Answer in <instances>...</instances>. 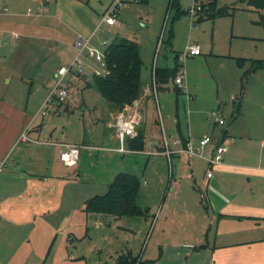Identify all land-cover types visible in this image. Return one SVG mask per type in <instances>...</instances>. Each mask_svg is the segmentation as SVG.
<instances>
[{"label":"rangeland","instance_id":"1","mask_svg":"<svg viewBox=\"0 0 264 264\" xmlns=\"http://www.w3.org/2000/svg\"><path fill=\"white\" fill-rule=\"evenodd\" d=\"M112 2L116 0H0V98L21 110L23 120L17 122L21 132L33 136L30 129L39 125L40 139L80 143L78 162L67 165L60 158L59 146L26 142L46 154L45 161L33 163L29 160V165L33 169L37 167L35 171L59 176L49 179L47 185L37 186V196H33L36 206L47 204L42 214L45 220H29L24 225L26 245L34 244L35 249L44 253L37 264H138L141 259L159 255L161 246L153 244L160 205L164 203L166 184L163 178L171 172L178 177L191 172L187 160L179 165L174 161L171 170L166 155L123 154L102 148L119 146L115 129L110 126L118 111L110 108L95 88L85 86V79H92L100 67L96 57H90L85 51L79 57L83 62L81 74L69 72L65 76V82H70L66 99L60 101L53 97L47 101L56 82L58 67L71 62L78 53L74 44L76 38H88L89 47L99 48L103 54L107 51L106 37L117 35L139 41L145 61L142 68L145 83L152 82L154 68L172 67L177 60L182 64L186 81L198 95L201 109L194 108L191 102L185 106L183 94L179 97L181 108H177L176 86L171 79L164 89L158 90L161 104L158 108L153 97L147 99L145 121L138 127V132H145L147 141L160 133L162 138V127H165L168 135L172 133V137L168 136L171 146L173 139L180 136L174 119L180 117L184 135L190 126L197 124L196 121L210 123L218 96L227 99L222 109L229 120L230 95L240 94L239 75L243 72L235 57L264 59V28L256 23L259 12L242 0H218L220 6L236 8L233 14L204 17L199 21L186 12L175 17L176 8L167 17V0H149L147 3L121 0L115 5L116 23L108 26L101 17ZM180 3L184 10L193 5V0H180ZM97 24L100 28L94 31ZM188 42L198 43L202 53L177 59L176 54L183 51ZM248 65L249 61H246L245 66ZM70 109L73 111L69 112ZM20 146L8 152L10 165L4 166L5 173H20L19 168L13 169L12 165H16L12 162L17 159ZM200 164L194 165L198 174L202 173ZM120 171L140 177L137 203L146 213L150 211V216L116 218L111 214H93L87 217L82 211L86 200L105 193L107 185ZM47 186L51 189L49 194ZM28 195L25 193L23 202H27ZM68 234L84 238L77 240L76 246H61L58 251L57 246ZM233 248L220 247L218 254L248 249L246 245ZM68 252L77 253L79 257L70 259ZM221 259L216 256L214 264L253 263ZM156 262L205 264L202 256L179 258L170 255Z\"/></svg>","mask_w":264,"mask_h":264},{"label":"crops","instance_id":"2","mask_svg":"<svg viewBox=\"0 0 264 264\" xmlns=\"http://www.w3.org/2000/svg\"><path fill=\"white\" fill-rule=\"evenodd\" d=\"M135 1L147 3L149 0ZM195 19L193 18V20ZM101 21L108 26L115 24H108L102 20V17ZM100 24L95 26L94 31L98 29ZM106 39L111 41L113 38L106 37ZM189 44L198 43L188 42L186 46ZM140 47L142 53L141 43ZM185 48L180 52V57H186L183 55ZM142 56L144 59L143 53ZM238 67L244 70L247 66L238 65ZM182 74L185 106L186 103L190 104L191 102L194 108L200 110L198 95L191 90L183 69ZM241 75H239L240 80ZM149 84L150 82H144V88ZM165 86L167 85L165 84ZM232 96H239V94L232 93L230 95L232 106L228 121L222 109V104L226 103L227 99L218 96L215 100L217 106L212 109V111L216 108L221 110L222 117L225 118L224 124L214 122L213 117L209 120L210 123L201 120L196 121L197 124L190 126L185 135L182 133L185 141H190L197 147L199 140L204 135L211 136V141L205 147H199L200 154H193L189 157L180 152L179 150L184 147L181 136L174 138L171 146L168 136L172 137V133L168 135L165 127H162V138L161 133L148 141L146 140L147 136H145L144 150L129 152H144L154 156L166 155L171 163V170L174 161H177L179 165L187 160L191 169L190 173L180 175V177L171 172L163 178L166 184L164 203L160 205L161 220L159 221L160 217L158 216L157 235L153 244L155 247L161 246L160 254L155 257H148V260H152L150 264H159L156 262L157 259L164 260L170 255H177L179 258L202 256L205 264L207 262L212 264V261L214 264L216 256L228 262L248 260V262L253 261V263L248 264H264V69H259L249 76L245 85L240 112L236 116L234 115L236 104ZM149 97L154 98L157 108L161 105L158 91L157 96H155L151 90L143 89L138 100L141 104L144 121ZM22 120L21 110L0 98V171L4 170L0 175V264H37L44 254L39 249H35L34 244L26 245L24 225L29 220H45L42 214L45 213L48 206L47 204L36 206L33 196H37V189H39H36L37 186L47 185L49 179L59 176L35 171L38 168L33 169L32 165H29V160L33 163H37L41 159L45 161L46 154L43 150L33 148L26 142L33 141L39 144L56 145L60 147V152L64 148V144L73 143L40 139L39 125L30 129L31 135L34 137L27 132L29 139L20 140L22 132L20 131L21 128L17 126V122L21 123ZM178 121L181 127L180 117L174 119L177 129ZM165 136L168 147L165 145ZM220 143L226 144L227 150L223 161L213 164L215 166L213 169L209 157L213 155L216 146ZM19 145L21 146L19 153H17V159L12 162H15L16 165H12L15 167L13 169L19 168L20 173L18 172L19 174L16 175L7 174L4 166L10 165L8 152ZM102 148L124 154L118 150L119 146L117 145ZM167 149L171 151L169 155L166 152ZM198 162L202 166V173L200 174L197 173L194 166ZM209 168L213 171L212 176L207 174ZM46 191L48 194L50 193L49 186L46 187ZM25 193H29L27 202H23L26 199ZM83 208L82 211L87 217L93 215L88 214ZM18 213L24 215H18ZM149 214L150 211H148L147 216H150ZM27 217L29 219L26 220ZM83 238L84 236L68 234L66 240L57 246V250L59 251L61 246L63 248L76 246L77 240ZM236 245H246L248 249L245 252L226 251L218 254V248L230 246V249H234L233 247ZM169 247L172 248L168 249ZM67 256L73 260L79 257L74 252H68Z\"/></svg>","mask_w":264,"mask_h":264},{"label":"trees","instance_id":"3","mask_svg":"<svg viewBox=\"0 0 264 264\" xmlns=\"http://www.w3.org/2000/svg\"><path fill=\"white\" fill-rule=\"evenodd\" d=\"M249 8L259 12V18L256 23L264 28V0H242ZM173 8L177 9L175 17L183 10L178 0L168 5L167 13ZM236 8L230 6L218 5V0H204L203 9L196 16V21L204 17H216L220 15L233 14ZM177 59L180 58V52L176 54ZM238 65L244 67L245 62L249 61V65L244 68L241 75V91L235 99L236 116L240 112V105L243 99L244 89L249 76L259 70L264 69V59L236 57ZM106 63L109 68L108 74H101L92 79H85L86 87L95 88L109 103L110 108L119 111L126 104L133 103L139 99L143 93L144 81L142 79V68L144 59L141 53L140 43L125 36H117L113 38L107 45ZM182 70V64L177 60L172 67H156L155 77L157 89H164L165 84L169 80H173L176 86V104L178 108L179 97L184 93V89L175 83L176 76ZM79 73L78 75H80ZM73 111L72 109L69 112ZM179 116V113L177 112ZM233 115V116H234ZM179 118V117H178ZM178 129L182 143L185 146L187 141L182 134L180 122L178 121ZM128 145L135 150H144L145 148V132L139 130L138 134L133 138H128ZM141 185L140 177L132 172L120 171L115 174L113 180L108 184V189L104 194H96L89 197L83 208L88 214H111L114 217L123 215L138 216L146 215L143 209L137 203V193ZM202 247V246H200ZM137 258V257H135ZM135 263H136V259ZM138 264H150L152 260H139Z\"/></svg>","mask_w":264,"mask_h":264},{"label":"built area","instance_id":"4","mask_svg":"<svg viewBox=\"0 0 264 264\" xmlns=\"http://www.w3.org/2000/svg\"><path fill=\"white\" fill-rule=\"evenodd\" d=\"M121 0H116V2H112L110 6L107 8V10L104 12L102 16V20L107 22L108 24H114L116 23V16H117V9L115 8V5H119ZM168 5L171 6V4L175 3L176 0H167ZM180 3V0H178ZM203 1L204 0H193V5L188 6L187 8H184L188 11V14L192 18H196L198 13L203 9ZM181 5V3H180ZM182 8V7H181ZM171 12V7L170 10ZM169 12V13H170ZM167 14V17L169 15ZM89 39L84 37H79L76 39V47L78 48V53L75 56V58L71 62H67L65 64H61L56 73V82L54 87L51 89L50 94L47 98V101L49 99L56 97L60 101H63L66 99L68 95V87L70 85L69 83L65 82V76L69 72H73L74 74L78 75L83 70V62L79 58L84 51L90 56V57H96L97 61L99 62L100 67L95 70V73L98 75H105L109 73V68L106 63V55L107 51L103 54L99 48L96 47H89L88 45ZM109 40L105 39L104 43L106 46L109 44ZM185 56L188 55H197L201 53V47L199 44H189L186 46L184 52ZM175 83L180 86L181 88H184L183 86V74L182 70L175 78ZM146 91H150L157 96V84H156V77H155V68L153 70V76H152V82L144 88ZM233 99H236L235 96H232ZM212 115L214 117L213 121L218 122L220 124L225 123V118L222 117L221 110L219 108H216L212 111ZM143 121V111L141 109V104L138 99H136L133 103L126 104L121 110L117 112L115 121L110 124V126H113L115 129V132L117 134L118 140H119V148L118 150L124 153H129L132 151H139L132 149L128 145V138H133L138 134V127ZM26 140L29 139V136L26 131H23L20 135V140ZM165 145L168 147L167 138L164 137ZM211 141V136L204 135L198 142V147L195 146L192 142H187V144L181 148L179 151L182 153L187 154V156H192L193 154H200L199 147H205L209 142ZM80 144L75 143H68L64 144V148L60 152V158L61 160L67 164V165H75L79 158H80ZM227 150V146L224 143H220L216 146L215 151L211 157H209V162L211 165L218 164L224 159L225 152ZM168 155L171 153L169 149L166 150ZM208 176L213 175V171L211 168L207 171ZM0 208H1V202H0Z\"/></svg>","mask_w":264,"mask_h":264}]
</instances>
